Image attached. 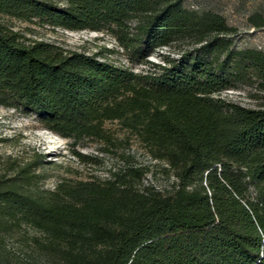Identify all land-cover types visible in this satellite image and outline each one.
Masks as SVG:
<instances>
[{
    "label": "trees",
    "instance_id": "obj_1",
    "mask_svg": "<svg viewBox=\"0 0 264 264\" xmlns=\"http://www.w3.org/2000/svg\"><path fill=\"white\" fill-rule=\"evenodd\" d=\"M186 1L0 0V106L37 115L88 163L97 157L76 148L111 150L117 123L173 179L161 191L128 165L47 189L39 159L6 161L0 264H264V107L223 96L264 91V52L235 49L236 28ZM4 17L110 35L148 69L25 39ZM185 39L194 45L177 57L150 59Z\"/></svg>",
    "mask_w": 264,
    "mask_h": 264
},
{
    "label": "rangeland",
    "instance_id": "obj_2",
    "mask_svg": "<svg viewBox=\"0 0 264 264\" xmlns=\"http://www.w3.org/2000/svg\"><path fill=\"white\" fill-rule=\"evenodd\" d=\"M185 7L198 14L212 12L222 15L229 26L237 29L232 36L235 49L264 52V0H187ZM255 21H263V24L256 27ZM3 22L28 40L46 41L90 54L102 53V58L135 71L148 69L132 64L125 50L110 35L89 30L53 28L12 17H4ZM193 45L191 39L178 40L167 48L156 50L150 59L155 63H163V56L177 57ZM223 96L248 108L264 107V91L259 90L255 82L250 85L239 84L225 91ZM106 128L120 140L117 146L111 150H104L103 146L96 143L77 147L76 150L85 156L97 157L96 162H83L73 154L71 141L47 129L37 115L0 106V172L6 161L24 165L39 159L42 164L37 173L40 174L41 185L54 189L66 178H105L111 171L137 165L149 169L143 181L146 186L151 185L161 191L171 189L173 179L162 172V164L153 160L135 138L124 142L129 135L117 123H107Z\"/></svg>",
    "mask_w": 264,
    "mask_h": 264
}]
</instances>
